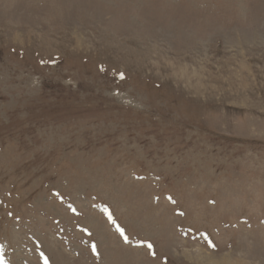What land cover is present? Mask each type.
Masks as SVG:
<instances>
[{
    "label": "rangeland",
    "instance_id": "rangeland-1",
    "mask_svg": "<svg viewBox=\"0 0 264 264\" xmlns=\"http://www.w3.org/2000/svg\"><path fill=\"white\" fill-rule=\"evenodd\" d=\"M0 264H264V0H0Z\"/></svg>",
    "mask_w": 264,
    "mask_h": 264
},
{
    "label": "snow or ice",
    "instance_id": "snow-or-ice-1",
    "mask_svg": "<svg viewBox=\"0 0 264 264\" xmlns=\"http://www.w3.org/2000/svg\"><path fill=\"white\" fill-rule=\"evenodd\" d=\"M149 247H151V245H149ZM93 250H95V246H93Z\"/></svg>",
    "mask_w": 264,
    "mask_h": 264
}]
</instances>
